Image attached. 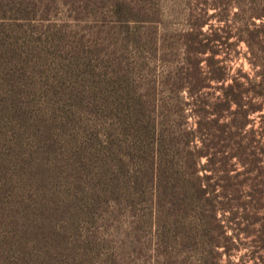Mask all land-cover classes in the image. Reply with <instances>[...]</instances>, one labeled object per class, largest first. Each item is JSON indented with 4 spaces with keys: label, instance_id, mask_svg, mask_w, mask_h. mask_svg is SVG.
Instances as JSON below:
<instances>
[{
    "label": "rangeland",
    "instance_id": "rangeland-1",
    "mask_svg": "<svg viewBox=\"0 0 264 264\" xmlns=\"http://www.w3.org/2000/svg\"><path fill=\"white\" fill-rule=\"evenodd\" d=\"M213 1L2 0L41 264H264V108L227 97L251 65L216 52Z\"/></svg>",
    "mask_w": 264,
    "mask_h": 264
},
{
    "label": "trees",
    "instance_id": "trees-1",
    "mask_svg": "<svg viewBox=\"0 0 264 264\" xmlns=\"http://www.w3.org/2000/svg\"><path fill=\"white\" fill-rule=\"evenodd\" d=\"M207 4L220 10V33L210 39L220 47L216 52L226 49L240 57L238 48L246 47L243 56L251 71L233 74L226 93L237 102L247 122L249 115L264 108V102L251 103L246 110L243 104L246 96L264 99V0ZM10 19L0 0V264H41L36 153L30 144L31 120L14 35L16 25ZM227 78L221 75L219 80Z\"/></svg>",
    "mask_w": 264,
    "mask_h": 264
}]
</instances>
